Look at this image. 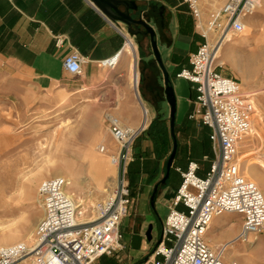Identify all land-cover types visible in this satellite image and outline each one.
<instances>
[{"label":"crops","instance_id":"0c3cea01","mask_svg":"<svg viewBox=\"0 0 264 264\" xmlns=\"http://www.w3.org/2000/svg\"><path fill=\"white\" fill-rule=\"evenodd\" d=\"M116 1L131 4L128 14L133 19L149 14L152 18L150 27L154 26L160 32L157 40L160 45L158 50L163 67L168 73L176 103L173 122L176 151L167 179L166 165L173 149L170 116L168 126L172 147L167 156H164L167 148L164 134L158 136V139L163 141L162 153H159L160 149L156 142H153L156 138L151 133L143 136L145 91L153 100L157 99L159 102L164 100L163 85L161 80H158V76H161L160 71L152 70L151 64L148 68L144 66V63H150V60L143 58V44L145 54H148L147 39L131 37L125 26L109 21L89 0H0V56L9 59L25 73L28 83L34 90L52 95L56 99H63L66 104H75L78 100L82 101V104L85 102L91 105L99 104L101 110L107 112L106 115L117 117L130 127H142L131 150L133 164L129 165L130 181L138 191L136 195L138 202L135 204L137 206L135 211L132 212L134 197L129 189L130 204L127 211V215L129 212L133 213L135 220L131 224L135 229L138 227V231L133 230L130 234L127 221H124L127 215L120 227L123 223V229L128 230V233H124L126 239L123 235V243L125 242L124 245L128 247L127 256L133 260L143 257V262H149L152 250L160 242L162 225L181 184L180 172L186 170L189 162H195L198 165L196 176L203 179L214 158V150L209 139L210 128L203 126L197 117L190 118L192 115L196 116L195 112L198 110L193 86L188 81L177 78L181 70L190 69L189 57L196 52L203 39L200 36L201 30L189 31L181 24L177 11L182 4L180 0ZM224 1L199 0L200 23L201 21L203 24L207 23L213 11H217ZM119 10L124 12L125 8L120 6ZM153 21L156 25H152ZM56 39H61L62 44L57 46ZM128 41L134 49V70L138 74L136 91L129 80L132 59L129 54L124 53ZM226 48H233L236 52L240 50L235 44ZM72 53L78 54L85 61L78 75L68 73L62 67L64 58ZM116 56L117 63L113 68L103 65L105 61ZM143 72L146 73L145 80ZM110 89H114L113 92H110ZM156 91L159 92V98ZM169 110L168 107V113ZM262 112L263 119L255 126L261 135L260 126L264 125V111ZM180 135L188 136L184 145L179 142ZM249 142L252 140L248 138L238 142L240 147L242 146L238 149V155L258 153ZM113 146L109 143L106 145L109 154L116 152V147ZM176 209L184 211L182 206ZM232 217L238 220L237 232L229 236L225 234L227 237L222 235L224 237L222 240H213L218 234V231H214L215 225L224 224ZM240 225L241 218L237 215L217 217L211 223L206 241L211 246L220 242L228 243L239 232ZM227 228L228 226L224 229ZM134 236L139 240V249L131 251ZM120 247L123 248L122 242ZM103 258L109 257H102L95 264Z\"/></svg>","mask_w":264,"mask_h":264},{"label":"built area","instance_id":"2783aa9c","mask_svg":"<svg viewBox=\"0 0 264 264\" xmlns=\"http://www.w3.org/2000/svg\"><path fill=\"white\" fill-rule=\"evenodd\" d=\"M260 1L225 0L204 26L203 43L189 57L190 69L177 74V78L193 86L198 110L190 118L197 117L203 126L210 128L214 158L203 179L196 176L195 162H189L186 170L180 172L181 184L162 225L160 242L145 264H237L224 260L226 245L255 239L264 228V195L241 173L236 160L237 144L251 130L254 104L241 94L235 81L216 70L218 54L230 41L228 36L243 32L245 19ZM182 3L198 24L199 0ZM55 44L61 45V39H56ZM117 58L103 65L113 68ZM84 62L72 53L64 58L62 67L78 75ZM105 118L116 147L109 157L116 166L117 178L106 198L95 205L94 217L79 220L82 216L79 207L67 194L62 178L44 181L37 189L42 218L31 242L0 246V264H95L121 249L119 228L130 204L126 170L142 127H130L112 115ZM97 151L106 153L103 145ZM178 206L184 211H178ZM223 215L239 216L240 230L230 242L214 248L206 241V235L213 219Z\"/></svg>","mask_w":264,"mask_h":264},{"label":"rangeland","instance_id":"374dc122","mask_svg":"<svg viewBox=\"0 0 264 264\" xmlns=\"http://www.w3.org/2000/svg\"><path fill=\"white\" fill-rule=\"evenodd\" d=\"M263 1L261 0V5H263ZM180 2L182 3V0ZM219 9L213 11L212 16ZM257 10L256 8L253 14L248 17L245 29L240 35L228 36L230 41L222 46L216 60L217 72L235 81L239 85L241 94L253 102L254 109L257 108L255 106L256 99L264 106V95L260 94L261 91L264 92V11L258 12ZM177 11L181 24L185 25L189 31L194 29L202 32L208 23L203 24L199 20L197 24L183 3ZM245 38L248 40H244ZM232 44L238 45L240 50L236 52L233 48H226ZM144 47L145 44H143V58H146ZM145 74L143 72V80H145ZM113 90L110 89V92ZM156 100H153L150 94L145 91V96H143L145 106H143L147 119L143 126L145 127L143 136L151 133L156 138L153 142H156L160 149L159 153H162L161 144L163 141L159 140L158 136L164 134L167 144L164 156H167L172 147L168 126L170 110L168 113V106L164 100L162 102ZM66 105L63 99H56L52 95L34 90L28 83L26 74L13 65L9 59L0 56V191L3 192L0 197V246L17 243L28 245L31 242L42 218V208L37 192L42 182L52 178H62L65 181L67 194L74 199L77 205H81L79 209L82 216L79 220L85 221L94 217L95 205L103 201L115 186L117 169L111 164L110 154L101 158L98 151H95L97 149L95 147L101 143L105 146L108 143L115 146L107 131L105 118L107 112H103L99 104L91 105L87 102L81 107L64 112ZM161 118L162 120H160ZM260 128L262 132L260 138L252 136L250 131L242 139L252 140L249 145H252L254 151H258L247 159L255 167L254 169L251 166L252 171H255V176H251V178L256 181V184L252 182L259 187L258 189L264 195V184L260 183L264 181V167H261L259 163V161L264 162V125ZM252 129L253 127H251ZM102 140L104 142H101ZM187 140V135H180V143L184 145ZM238 151L237 149L236 160L241 168V173L245 176L244 161H238ZM85 154L92 155L93 158L95 155L98 159L103 160L105 169H102L101 175L97 174L93 167H90V162L86 159ZM129 165L126 170V179L128 187L132 191V197H134L133 212L137 207L135 204L138 202V197H136L138 191L134 183L130 181ZM57 171L61 175L57 176ZM132 212H129L127 218L124 219L125 222L127 221L130 234L133 230L138 231V227L135 229L131 224L135 220ZM237 222L238 220L232 217L224 224L215 225L214 231H218V234L213 240H222L224 238L222 235L225 237L229 234L233 235L237 232ZM122 226H124L123 223ZM122 226L119 228V233L122 236L123 250L117 251L109 258L101 259L98 264L146 263L143 262V257L133 260V258H129V255L127 256L128 247L124 245L125 242L123 243V235L128 233V230H124ZM227 226L228 228L224 229ZM26 227L32 229L29 240L25 234L22 235V231ZM225 230L228 232L227 236L224 234ZM124 237L126 239L125 235ZM257 237L256 244L259 240H264V228ZM138 242L139 240L134 236L131 242V251L139 249ZM233 243H237V241ZM236 245L234 253L225 249L224 260L226 262L231 254L237 264H264V256L256 254L261 249L253 250L241 242Z\"/></svg>","mask_w":264,"mask_h":264},{"label":"water","instance_id":"95a60500","mask_svg":"<svg viewBox=\"0 0 264 264\" xmlns=\"http://www.w3.org/2000/svg\"><path fill=\"white\" fill-rule=\"evenodd\" d=\"M93 3V5L111 22L113 23H120L123 26L126 27V30L128 34L131 37H141L143 39L148 40V54L145 59L150 60V63H144V66L148 68V66L151 64V69L156 70L158 69L161 73L162 80H163V97L164 101L166 102L167 106L170 109V133L173 137V149L172 153L169 157V160L166 165V177L168 178L169 175V169L171 165V161L173 159V156L176 151V142L174 139L173 134V122H174V113H175V96L172 87L170 86V80L168 78V73L163 67V64L161 62L160 53L158 50V46H160L157 43L158 36L160 34L159 30H156V28L150 27V20H147V22L143 21L142 19H133L129 16L128 11L129 7H131L130 3L122 2V1H116V0H89ZM122 6L125 8L124 12H121L119 10V7ZM155 22L153 21L154 25ZM156 25V24H155ZM168 27V26H167Z\"/></svg>","mask_w":264,"mask_h":264},{"label":"bare ground","instance_id":"6f19581e","mask_svg":"<svg viewBox=\"0 0 264 264\" xmlns=\"http://www.w3.org/2000/svg\"><path fill=\"white\" fill-rule=\"evenodd\" d=\"M261 2V1H260ZM260 2H259V4H258V6H257V11L258 12H263L264 11V1H263V5H261L260 4ZM246 23V22H245ZM245 23H244V29H245ZM244 40H248V38H245ZM124 53H126V54H129L130 55V59H132L131 61H130V65H131V70H130V75H129V80H130V83H131V85H132V87H133V89H134V91H136V88H137V83H138V74H137V72L134 70V49H133V47H132V45H131V42H127L126 43V46H125V48H124ZM240 89V88H239ZM260 94L261 95H264V92L263 91H261L260 92ZM250 95H252V94H250ZM249 95V96H250ZM254 100V99H253ZM82 101H80V100H78L75 104H67L66 106V110L64 111V112H68V111H70V110H72V109H74V108H76V107H78V106H81L82 105ZM255 106L257 107V108H255L254 109V113L252 114V117H251V127H253V129L251 130V132H252V136H257V138H260L261 137V133H260V130H256L255 129V126H257L261 121H262V117H263V110H264V106L262 105V104H260L259 103V101L256 99L255 100ZM262 109V110H261ZM253 118H254V120H253ZM146 119H147V114H146V111H145V109L143 108V126H145V124H146ZM253 125V126H252ZM240 141H243V139L242 140H240ZM101 142H104V140H102ZM103 145V143H101V145H99V146H97V147H95V148H97V149H95V151H97L98 150V148L100 147V146H102ZM238 146H237V149H240L241 147H240V145L239 144H237ZM104 146V148L106 149V153H104V154H100L101 155V158H104L103 156H105V157H107L108 156V150H107V148H106V146H105V144L103 145ZM91 154V153H90ZM255 153H249V154H247V155H238V161L239 162H241V161H244L243 162V165H244V168H245V170H244V172H245V176L247 177V178H249L251 181H253L255 184H256V181L253 179V178H251V176H255V171L253 170L252 171V169H251V166H252V164L253 163H250V160L249 159H247V157H249V156H251V155H254ZM260 156V155H259ZM85 157H86V159L90 162V167H93V170L97 173V174H102L101 173V171H103L102 169H105V166H103L104 164H103V160H101V158L100 159H98V157H96L95 155H94V158L92 157V155H87V154H85ZM247 159V160H246ZM259 161V160H258ZM259 163H260V166L261 167H264V162L263 161H259ZM111 164L113 165V166H115L112 162H111ZM253 167V166H252ZM254 169H255V167H253ZM108 169V168H107ZM57 174V176H59V175H61L60 174V172L59 171H57L56 172ZM68 181V180H67ZM260 182V181H259ZM258 183V182H257ZM261 184H264V181H261L260 182ZM257 186V185H256ZM257 188H259V187H257ZM3 194V192L2 191H0V197H1V195ZM81 206V205H80ZM80 206L78 205V207L80 208ZM79 211H80V214L82 215V212H81V210L79 209ZM83 211V210H82ZM213 221H214V219H213ZM212 221V222H213ZM211 222V223H212ZM210 228H211V224H210V226H209V230H208V232L210 231ZM32 229H31V227H26L22 232H23V236H24V234H25V236H27V239L29 240V238H31V235H32V231H31ZM221 233H223V232H221ZM224 234H228V232L225 230V233ZM230 235V234H229ZM236 236V235H235ZM234 236V237H235ZM234 237H232L231 239H233ZM257 238L258 237H256L255 239H249L248 241H244V242H241L242 244H244V246H248V247H251L253 250L254 249H256V251L257 250H259V249H261V250H259V252L258 253H256V254H259V255H261V256H264V240L262 241H260L259 240V242L256 244L255 242L257 241ZM239 241H237V243H238ZM237 243H233V242H230L228 245H226V248L227 249H229L230 251H232V253H234V248L237 246L236 244ZM255 243V244H254ZM224 243H218L216 246H218V245H223ZM234 244V245H233ZM216 246H213L214 248L216 247ZM231 253V252H230ZM230 256H229V260H227V262H237L236 260H235V258H233V255H231V254H229Z\"/></svg>","mask_w":264,"mask_h":264},{"label":"flooded vegetation","instance_id":"af4514ba","mask_svg":"<svg viewBox=\"0 0 264 264\" xmlns=\"http://www.w3.org/2000/svg\"><path fill=\"white\" fill-rule=\"evenodd\" d=\"M149 16H150L149 14H148V15L143 14V17L140 16L139 19H142V20L145 21V22H147V20H150V21H151L152 18H150ZM162 26H163V24H162ZM156 74H157V73H156ZM160 79H161V76H158V80H160ZM161 81H162V79H161ZM156 93H157V95H158L157 97L159 98V92L156 91Z\"/></svg>","mask_w":264,"mask_h":264}]
</instances>
